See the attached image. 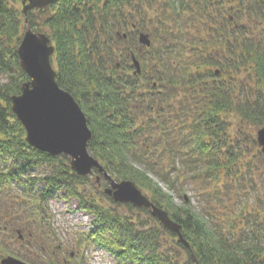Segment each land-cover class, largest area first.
Listing matches in <instances>:
<instances>
[{
	"label": "trees",
	"instance_id": "obj_1",
	"mask_svg": "<svg viewBox=\"0 0 264 264\" xmlns=\"http://www.w3.org/2000/svg\"><path fill=\"white\" fill-rule=\"evenodd\" d=\"M18 2L0 0V223L7 221L11 230L9 222L24 221L21 208L28 209L40 222L36 228L44 231L49 226L44 221L50 222L48 202L60 193L76 198L94 218L79 244L105 248L117 264H264V219L245 211L246 205L231 203L242 190L233 194L227 174L224 186L215 180L216 171L242 156L239 136L247 123L264 126V0H53L42 23L28 12L29 25L47 34L56 48L57 82L87 116L90 154L112 176L130 178L153 193L151 201L181 226L189 247L148 208L115 203L104 193L112 204L139 212V223L130 218L134 213L105 208L87 189L89 176L73 171L70 157L28 144L11 99L29 80L17 53L26 20ZM255 24L260 27L252 33ZM141 32L149 34L150 47L139 42ZM133 56L140 74H134ZM233 69L237 75L248 71L238 91L233 74L223 80ZM181 87L186 95H177ZM174 98L181 99L176 110ZM235 115L240 133L233 138L228 119ZM246 137L257 145L254 137ZM134 162L146 169L138 179L131 174ZM38 170L45 172L35 174ZM249 175V181L264 183L260 172ZM190 179L199 183L195 197L207 214L196 211L186 195ZM31 234L29 246L20 247L43 253L36 233ZM5 247L0 245V255H7Z\"/></svg>",
	"mask_w": 264,
	"mask_h": 264
},
{
	"label": "rangeland",
	"instance_id": "obj_2",
	"mask_svg": "<svg viewBox=\"0 0 264 264\" xmlns=\"http://www.w3.org/2000/svg\"><path fill=\"white\" fill-rule=\"evenodd\" d=\"M17 1H19L17 5L19 6V8L22 9L21 0H17ZM238 3L239 2H237V5ZM42 10H43L42 14L37 13L36 10H33V17L39 23H42V21L46 19L47 17L46 13L50 11V9L48 8ZM41 27L43 28V26ZM259 27H260L259 25L255 24L252 33H254ZM43 29L46 30V28ZM250 35L252 37L251 39H254L257 42L261 40L260 38H258L257 34H250ZM219 45H217L215 49H217ZM235 71H236L235 69L227 71L223 76V80L224 79L230 80L231 77L229 75L233 74L234 75L233 79L235 81V84L238 85L236 91H238V89H240L239 85L249 76L247 74L248 71L245 69H242V72L239 75H237ZM186 91L187 90H185L184 87H181L179 88L177 95H186L187 94ZM180 100L181 99H177V98H174L172 100L174 101L175 110L177 109V105H179ZM138 104L139 103H137V105ZM238 121H239V116L235 115L229 117L228 122L232 124V126H230L229 128L230 137H232V133L234 134L233 138L237 137V134L240 133L239 131L240 126L238 125ZM260 128L262 127L253 128V125L251 123L249 122L247 123V126L243 128L242 131L244 135L239 136L242 143L241 144L242 156L238 158V160L235 163L230 164L227 168H221L218 171H216L215 175L217 176V179L215 180L218 183V185L224 186V177L225 174H227L230 183L233 185V187L230 188L233 194L236 195L237 192H240L242 190L240 192L241 197L237 199L236 196H234L233 201L231 203L237 201L238 204L246 205L248 206V208L245 211L248 210L257 211V213L260 214L262 219H264V183L259 182L257 178L256 179L258 183L248 180L251 179L249 173H254L257 175L258 172H260L263 175V180H264V152L262 151V148L257 141V132ZM247 133L251 137V140L252 137L255 138L257 144L256 146H253L250 140H248V138L246 137ZM233 138L232 140H234ZM222 159L228 162V158H222ZM103 167L105 169L104 165ZM132 168L134 169V172L131 170V174L132 175L134 174L133 175L134 178L137 179L139 178V172H143L144 170H146L145 166L143 164H139V162L138 163L134 162L132 164ZM105 171L111 177V179L106 178L104 173L100 171L98 168H94L92 174L89 175V180H88L89 185L87 186V189L89 190V192L95 194V196L99 200V203L105 208L107 209L113 208L121 214L128 213L127 215H129L134 213L135 215H129V216L130 218H134V220L137 223H139V212H137L136 210H130V208L125 205L112 204L111 201L108 200L107 197H105L104 195L105 189L111 187L112 180H114L115 182H120L123 180V179L119 180L116 176H112L106 169ZM229 171H231L230 175H228ZM44 172L45 170L44 171L38 170L35 171L34 173L39 175ZM220 174H222V178H220ZM147 177H149L151 181L158 182V184L160 185V187H162L164 191L172 194L174 196L176 203H182V199L176 196L172 190H169L167 185L164 182L160 181L158 177H156V175H154L151 172H147ZM128 180H132V179L129 178ZM241 183H243L242 184L243 189H241L240 187ZM198 184L199 183L190 179L186 186L187 187L186 195L187 196L191 195L192 205L196 211L198 212L201 211L202 213L207 214L208 213L207 207L203 206L200 200L197 197H195V192L198 189ZM11 187L15 189L14 185H11ZM141 190L150 199H154L153 193H151L147 189H141ZM16 193L20 194V190L17 189ZM56 196L58 197L57 199L51 198L50 201L48 202V209L50 213V222H49L50 224L48 223L47 220L44 221V224L49 225L47 226L48 229L44 231L39 230L40 228H36L39 226L40 222L36 220L33 212H30L28 209L26 211L22 208L21 210H23V212L20 210L21 211L20 214L23 215L24 213L25 217H24V221H20L17 227H24V225L26 224L30 232L31 230L34 231L37 235L35 242H37L38 245L44 248L43 253H39L38 250L33 251L30 249V247H29L30 250L26 251L25 247L24 248L20 247L21 243L18 241V234L14 230L6 229L5 232H0L1 234L0 245L5 244L6 246L5 251H7L6 254L18 257L15 250H17V252L21 251L30 260L28 262L32 263L31 260L35 261L33 262V264H52V262H56V261H59L62 264H117L113 257L112 259L110 258L111 255L106 250H104L105 253L102 255L98 253L97 251L98 246L96 244L94 243L88 244V246H82L79 244L80 235L83 233V231L86 232L88 231V229L92 228L94 223V218L89 213L83 211L79 207V201L76 198L73 197H70L68 199L65 197L62 198L60 193H58ZM15 201L18 202V200ZM203 207H205L206 209H204ZM6 222H2L0 223V225H3L2 227L4 228ZM25 238L26 241L29 240L27 232L25 233ZM41 241L45 244L47 242V244L45 245ZM47 247H49V249H47ZM73 251L75 252V256L71 257L70 253ZM52 252H54L55 255L52 254ZM3 256L6 255L1 254L0 259ZM81 261L82 263H80Z\"/></svg>",
	"mask_w": 264,
	"mask_h": 264
},
{
	"label": "water",
	"instance_id": "obj_3",
	"mask_svg": "<svg viewBox=\"0 0 264 264\" xmlns=\"http://www.w3.org/2000/svg\"><path fill=\"white\" fill-rule=\"evenodd\" d=\"M52 2L53 0H22L23 13L26 17L25 31L17 53L20 65L29 80L23 83L20 94L12 96V110L25 128L26 140L30 145L50 155L69 156L72 169L79 175L88 176L94 168H98L106 178L111 179L100 161L88 150L92 131L85 112L75 97L57 82V71L52 62L55 46L47 34L36 32L29 25V10L47 7ZM124 36L126 37V34ZM138 38L142 45L151 46L148 33L141 32ZM133 63L135 73H141L140 62L135 56ZM257 141L264 152V127L258 130ZM105 192L116 202L148 208L152 216L165 228L176 233L179 241L189 247V243L183 239L181 226L164 208L151 201L134 181L112 180L111 187L106 188ZM1 264L30 263L8 255L2 258Z\"/></svg>",
	"mask_w": 264,
	"mask_h": 264
},
{
	"label": "flooded vegetation",
	"instance_id": "obj_4",
	"mask_svg": "<svg viewBox=\"0 0 264 264\" xmlns=\"http://www.w3.org/2000/svg\"><path fill=\"white\" fill-rule=\"evenodd\" d=\"M47 8H48V9H51V8H50V5H49L48 7H45L44 9H47ZM35 9H36V8H35ZM17 226H18V224L16 225V227H17ZM14 227H15V225H14ZM25 227H27V226H25ZM19 231H20V230H18V232H19ZM18 234L20 235V233H18ZM60 250H61V249H60ZM70 255H71V257L75 256V252H74V251L71 252Z\"/></svg>",
	"mask_w": 264,
	"mask_h": 264
}]
</instances>
